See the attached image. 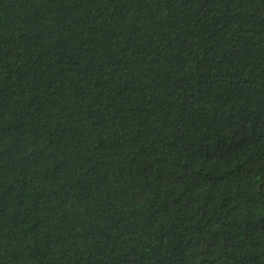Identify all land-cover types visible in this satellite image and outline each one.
Wrapping results in <instances>:
<instances>
[{
	"label": "trees",
	"instance_id": "trees-1",
	"mask_svg": "<svg viewBox=\"0 0 264 264\" xmlns=\"http://www.w3.org/2000/svg\"><path fill=\"white\" fill-rule=\"evenodd\" d=\"M0 264H264V0H0Z\"/></svg>",
	"mask_w": 264,
	"mask_h": 264
}]
</instances>
